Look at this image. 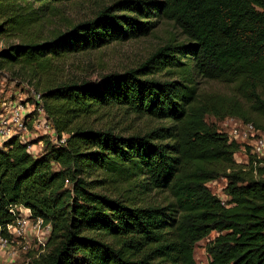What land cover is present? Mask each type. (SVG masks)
I'll use <instances>...</instances> for the list:
<instances>
[{
  "label": "trees",
  "instance_id": "16d2710c",
  "mask_svg": "<svg viewBox=\"0 0 264 264\" xmlns=\"http://www.w3.org/2000/svg\"><path fill=\"white\" fill-rule=\"evenodd\" d=\"M73 1L0 0V37L18 39L0 50V78L17 67L40 82L48 122L66 135L36 157L18 138L0 149V238L23 207L50 226L35 264H196L194 246L211 232L208 264H264V159L244 147L248 163L236 164L240 145L206 121L264 132V0H115L42 36L56 6ZM161 22L170 36L137 68L99 82L57 78L60 59L146 37ZM111 110L158 125L120 135L91 124ZM220 177L227 203L207 187Z\"/></svg>",
  "mask_w": 264,
  "mask_h": 264
},
{
  "label": "rangeland",
  "instance_id": "374dc122",
  "mask_svg": "<svg viewBox=\"0 0 264 264\" xmlns=\"http://www.w3.org/2000/svg\"><path fill=\"white\" fill-rule=\"evenodd\" d=\"M114 1L75 0L73 2L62 3L56 6L55 11L46 18L45 23L38 31L42 32L41 35L46 38L58 32H65L80 22L94 18L101 8L111 5ZM171 32V25L161 22L156 30L146 37H139L138 39L124 42H113L99 49L68 55L59 61L61 69L57 78L66 82L75 80L99 82L105 75L124 73L130 69L137 68L157 47L164 43ZM16 43H18V39L14 35L0 37V50ZM12 71L16 74H13ZM12 82H16V85ZM25 85L35 91L41 89L40 82L29 80V77L24 72L19 71L17 67L10 70V72L5 70L4 75L0 78V100H7L10 94L17 93L18 97L22 99V103H25L26 98L24 93L26 96L30 94V88L28 89ZM201 88L211 93L231 94L233 92L231 86H222L214 82H205ZM114 112V110H111L108 114L91 120V124L98 128L109 129L120 135L144 132L150 125H158L157 123L151 124L147 119L142 117H134L119 111ZM206 121L215 124L220 131H226L224 122H228V120L215 122L212 118L208 117ZM12 138H18L21 143L26 145V148L31 146L29 154L34 157L42 153L45 142L48 140L46 135L40 136L34 133L23 135L21 138L15 135ZM8 140L3 141V145ZM3 145L0 149H2ZM251 149L249 154H255V149ZM35 151L37 153H34ZM262 154L264 155V152ZM259 159L263 158L261 157ZM234 162L238 165H246L248 163V157L244 153V148H241L234 155ZM207 187L210 193L216 196L222 203L228 202L229 198L225 193V178L220 177L208 183ZM163 197L164 194H158L153 198L161 202L163 201ZM18 212L22 216L27 215L24 210H18ZM29 225L21 236H17L11 231V238L8 242L0 241V264H35L34 261L36 259L38 260L40 256L47 253L46 244L50 235V226H44L40 221L33 219L30 220ZM217 235L216 232H211L208 237L195 244L193 257L196 264L209 263L210 258L205 248Z\"/></svg>",
  "mask_w": 264,
  "mask_h": 264
},
{
  "label": "built area",
  "instance_id": "2783aa9c",
  "mask_svg": "<svg viewBox=\"0 0 264 264\" xmlns=\"http://www.w3.org/2000/svg\"><path fill=\"white\" fill-rule=\"evenodd\" d=\"M12 83L16 85V82ZM25 87L30 88L28 96L24 93L26 98L25 103H22L23 101H21L22 99L18 97L17 93L10 94L7 100H0V148L3 145V141L15 135L21 138V136L30 135V133L40 136L46 135L55 145L64 144L66 135L62 134L59 138L56 136L54 129L48 122L42 105H40V94L27 85ZM27 97L31 98L32 101L29 102ZM227 120L228 122H224V127L229 141L239 144L240 148L249 147V151L252 150L251 148H254L255 154L252 155L257 159L261 157L264 159V155L262 154L264 152V133L255 129L251 123L242 122L235 118L225 119V121ZM29 149H31V146L26 148L28 153ZM34 153L37 152L35 151ZM17 208L14 207V211L11 210L15 212V221L6 227L10 236L11 231L17 236L24 234V230L30 226L29 223L32 219L28 209L23 207L18 208V210H24L27 213L26 216H22L19 214ZM35 221L42 223L41 220ZM10 238L8 240L0 238V241L6 243Z\"/></svg>",
  "mask_w": 264,
  "mask_h": 264
}]
</instances>
